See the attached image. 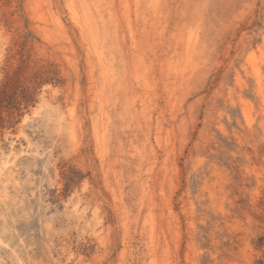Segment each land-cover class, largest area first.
Returning a JSON list of instances; mask_svg holds the SVG:
<instances>
[{
    "label": "rangeland",
    "instance_id": "obj_1",
    "mask_svg": "<svg viewBox=\"0 0 264 264\" xmlns=\"http://www.w3.org/2000/svg\"><path fill=\"white\" fill-rule=\"evenodd\" d=\"M0 264H264V0H0Z\"/></svg>",
    "mask_w": 264,
    "mask_h": 264
}]
</instances>
